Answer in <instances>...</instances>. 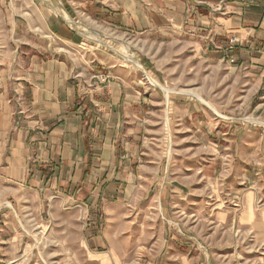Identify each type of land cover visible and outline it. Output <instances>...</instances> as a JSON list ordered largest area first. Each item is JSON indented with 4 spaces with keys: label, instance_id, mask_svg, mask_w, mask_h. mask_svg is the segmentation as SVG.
Instances as JSON below:
<instances>
[{
    "label": "rangeland",
    "instance_id": "obj_1",
    "mask_svg": "<svg viewBox=\"0 0 264 264\" xmlns=\"http://www.w3.org/2000/svg\"><path fill=\"white\" fill-rule=\"evenodd\" d=\"M47 5L0 0V27L9 34L1 37V32L0 38L17 61L62 55L72 63V57L75 69L85 76L86 67L98 72L96 63L111 61L127 71L126 92L132 97L136 91L147 96L159 91L168 106L172 97L203 99L207 103H199L208 114L207 130L214 135L217 124L264 127L260 93L248 100L251 87L235 84L226 62L213 63L208 53L195 50L182 37L162 41L77 22L90 36L77 31L67 14L71 27L96 43L83 40V46L71 50L47 29V18L57 13L54 5ZM127 47L161 87L151 85L143 70L131 64L122 50ZM103 76L92 80L94 88L107 84ZM168 106L162 113L140 116L134 106L125 113L127 124L117 137V160L111 168L117 180L97 174L85 185L89 192L96 189L94 207L85 204L86 191L76 203L61 195L45 198L44 191L38 197L34 190L9 197L0 209V264H264V243L241 237L235 227V211L243 199L232 192L231 175L223 180L213 147L204 149L205 142L194 139L201 131L193 128L190 140L191 131L172 128ZM162 120L165 131L159 128ZM159 165L161 178L153 179ZM143 170L146 179L139 177ZM201 170L208 172L201 175Z\"/></svg>",
    "mask_w": 264,
    "mask_h": 264
},
{
    "label": "crops",
    "instance_id": "obj_2",
    "mask_svg": "<svg viewBox=\"0 0 264 264\" xmlns=\"http://www.w3.org/2000/svg\"><path fill=\"white\" fill-rule=\"evenodd\" d=\"M39 1L56 7L57 13L47 18V29L71 50L83 46V40L96 43L72 29L67 14L91 29L162 41L182 37L195 50L208 53L213 63L226 62L235 84L251 87L248 100L257 93L264 100V0ZM1 32V37L9 35L3 34L5 28L0 27ZM16 58L0 38V209L9 197L21 198L31 190L38 197L43 191L45 198L61 195L68 203H76L86 191L85 204L94 207L96 189L89 192L85 185L97 174L117 180L111 168L117 160V137L127 124L125 113L132 106L140 116L162 113L168 106L162 93L128 95L127 71L111 61L96 63L98 72L86 67L85 76L75 69L72 57V63L62 55L39 61L33 56ZM102 74L107 84L101 87L96 82L94 88L92 80ZM199 101L172 97L165 110L167 121L173 129L201 131L194 139L204 141V149L213 147L221 178L231 175L232 192L243 199L241 209L235 211V227L241 237L264 243V127L217 124L214 135L207 130L208 114ZM163 126L162 120L159 128ZM187 135L192 140V131ZM52 163L59 167L51 183L44 185L41 170ZM160 165L153 179L161 178ZM146 172L139 177L146 179Z\"/></svg>",
    "mask_w": 264,
    "mask_h": 264
},
{
    "label": "bare ground",
    "instance_id": "obj_3",
    "mask_svg": "<svg viewBox=\"0 0 264 264\" xmlns=\"http://www.w3.org/2000/svg\"><path fill=\"white\" fill-rule=\"evenodd\" d=\"M73 21H74V20H73ZM72 26H73L75 29H77V31H83L84 33H86V34H88V35H90V36L92 35V33L90 32V30H86L84 27L81 26V24H79V23H77V22H75V21H74V23H72ZM72 29H73V28H72ZM128 48H130V47L122 48V50H123V53L125 54V56L128 58V60L131 61V64L133 63V64L137 65L138 68H140V70H141V69L143 70V72H144V73L147 75V77L150 79V81H151V85L153 84L154 86H159V87H161V85H160L158 82H156V81H155L150 75L147 74L145 68H143L142 64L139 63V61L137 60L136 56H135L133 53H131L130 50H129ZM124 58H125V57H124ZM130 61H129V62H130ZM142 70H141V71H142ZM162 88H163V87H162ZM165 91H167V90H165ZM168 91H169V90H168ZM198 99H199L201 102H203V103H207V102H205L203 99H201V98H199V97H198Z\"/></svg>",
    "mask_w": 264,
    "mask_h": 264
},
{
    "label": "trees",
    "instance_id": "obj_4",
    "mask_svg": "<svg viewBox=\"0 0 264 264\" xmlns=\"http://www.w3.org/2000/svg\"><path fill=\"white\" fill-rule=\"evenodd\" d=\"M85 116L86 114L83 115V117ZM58 167L59 166H57L55 163H52L51 165H49V167L41 170V181L44 183V185H49L51 183L52 178L56 173V168ZM96 215L99 217V212H97Z\"/></svg>",
    "mask_w": 264,
    "mask_h": 264
},
{
    "label": "built area",
    "instance_id": "obj_5",
    "mask_svg": "<svg viewBox=\"0 0 264 264\" xmlns=\"http://www.w3.org/2000/svg\"><path fill=\"white\" fill-rule=\"evenodd\" d=\"M233 42H235V40H233ZM105 82V80H103Z\"/></svg>",
    "mask_w": 264,
    "mask_h": 264
}]
</instances>
